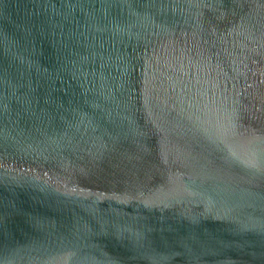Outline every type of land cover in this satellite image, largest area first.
Here are the masks:
<instances>
[{
  "label": "water",
  "instance_id": "1",
  "mask_svg": "<svg viewBox=\"0 0 264 264\" xmlns=\"http://www.w3.org/2000/svg\"><path fill=\"white\" fill-rule=\"evenodd\" d=\"M0 264H264V0H0Z\"/></svg>",
  "mask_w": 264,
  "mask_h": 264
}]
</instances>
